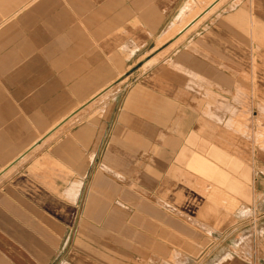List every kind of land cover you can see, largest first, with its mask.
<instances>
[{"label":"crops","instance_id":"1","mask_svg":"<svg viewBox=\"0 0 264 264\" xmlns=\"http://www.w3.org/2000/svg\"><path fill=\"white\" fill-rule=\"evenodd\" d=\"M186 2L0 0V264L49 259L55 239L43 232L42 242L40 230L56 228V213L71 214L100 149L98 138L89 157L84 149H93L91 137L103 134V126L84 114L58 139L55 134L129 79L139 83L122 106L118 92L108 93L107 118L116 111L117 121L100 154L101 169L91 173L87 212L99 218L111 207L102 219L107 227L159 254L183 240L184 214L197 235L201 213L215 223V210L201 208L199 193L177 183L218 179L215 167L199 159L215 148L214 121L200 130L199 119L228 117L254 76L263 78L264 0H229L170 57L132 77ZM213 103L227 108L217 112ZM41 145L43 158L35 153ZM156 149L164 153L153 154ZM131 184L150 201H138Z\"/></svg>","mask_w":264,"mask_h":264},{"label":"rangeland","instance_id":"2","mask_svg":"<svg viewBox=\"0 0 264 264\" xmlns=\"http://www.w3.org/2000/svg\"><path fill=\"white\" fill-rule=\"evenodd\" d=\"M190 1L187 0L161 39L157 41L153 52L144 55L143 62L137 63L135 68L130 71L132 77L138 79L148 68L154 67L160 61L170 57L177 47L186 43L194 31L208 18L213 14L222 13L221 10L229 0H221L217 7L206 16L207 18L201 20L192 29L193 31L191 30L185 35L182 41L169 47L170 41L164 42V39L176 28L177 25L174 26V21L179 18ZM208 1L197 0L196 10L203 7ZM144 60H148L149 63L144 64ZM251 72L254 75L255 71ZM257 72L260 74L259 71ZM254 78L253 85L249 84L245 100L231 103L232 111L228 117L199 119L201 127L214 121L215 148L205 150V152L201 151L199 159L201 163L211 166L215 164V173L218 179L211 181L208 180V176H200L199 182L177 183L185 192L199 193L201 208L209 206L215 210L212 216L215 223H212V220L209 222L201 213L199 234L197 235L189 229L192 224L187 218L188 214H184L183 240H180L179 245L169 246L165 254L156 253L150 247L137 243L136 239L123 236L119 231L107 227L102 219L106 215L105 211L111 207L105 208L103 215L101 214L99 218H96L95 214L87 212V207H85L87 195L95 187L91 173L96 167L101 169L102 156L100 154L106 150L110 132L117 121L116 111L113 116L107 118V114L112 109L111 97L108 93L118 92L117 98L121 105L126 102L128 93L137 85L136 83H139V79L135 82L134 79L121 81L112 92L106 93L100 101L91 103L87 110L77 114L70 122L57 130L56 139L64 134L70 125H75L82 120L84 114L87 115L84 118L87 121L97 120L98 123L100 122L99 125L103 126V134L99 137L95 135L91 137V140L94 141L92 148L95 147L98 138L100 149L96 152L95 161L84 180L81 195L76 201L73 196L71 214L56 213V228L49 229V231L40 230L42 242L47 243L42 236L43 232L49 233L55 239L54 244H50V247L54 249L53 253L45 263L40 264H264V75L261 80L255 76ZM255 80L258 81V85L254 84ZM211 105H214L215 110L220 113H223L227 108L223 103ZM202 136L206 138L208 134H201ZM43 147L44 145H41L35 152L40 158L44 157L45 149ZM94 152V148L84 149L86 157ZM162 152L157 149L153 150V154ZM34 155L32 154V157ZM91 159H88V162ZM72 172L75 173L73 168ZM222 177L225 178V182ZM134 186L132 185V188L137 193L133 192V195L137 194L136 199L149 202L150 194L143 191L139 185ZM238 188H241L242 191H238ZM72 191L73 194L78 191L76 186L72 187ZM104 198L101 199L104 201ZM189 216L191 218L190 214ZM64 221L69 222L70 225L65 227L64 224L68 223ZM129 224L130 222L127 220L126 226ZM49 227H51V223ZM43 238L45 241L42 240ZM25 264L32 263L25 262Z\"/></svg>","mask_w":264,"mask_h":264},{"label":"bare ground","instance_id":"3","mask_svg":"<svg viewBox=\"0 0 264 264\" xmlns=\"http://www.w3.org/2000/svg\"><path fill=\"white\" fill-rule=\"evenodd\" d=\"M197 0H191L188 5L186 6V8L183 10V12L181 13V15H179V18H177L174 21V26H176V28L168 33L166 35V38L164 39V42H168L170 41L169 47H173L175 45H177L180 41H182V39L185 37V35L187 33H189L194 27H196V25H198L200 23L201 20H203L207 15H209L213 9H215V7H217V5L221 2V0H209L203 7H201L200 9L196 10V4ZM195 8V10H194ZM190 13V14H189ZM189 14V15H188ZM207 18V17H206ZM196 29V28H195ZM194 29V30H195ZM193 31V30H192ZM197 34V33H195ZM168 47V49H169ZM208 83V82H207ZM209 84V83H208ZM212 85V84H211ZM210 85V86H211ZM214 86V85H213ZM212 86V87H213ZM112 87V85H107L105 87H103L99 92H97V94H95L89 101H87L86 103H84V105L86 104H90L94 99H96L97 96H100L101 94H105L110 88ZM217 87V86H216ZM97 95V96H96ZM209 101V100H208ZM229 101V100H228ZM80 107V106H79ZM83 107V106H82ZM219 107V106H218ZM220 108V107H219ZM261 109V108H260ZM76 111L73 112V114ZM263 114V113H262ZM217 119V118H215ZM202 128V127H200ZM198 130V129H197ZM201 130V129H200ZM210 130V129H209ZM204 131V130H203ZM205 133V132H204ZM203 134V133H202ZM44 136V135H43ZM42 136V137H43ZM201 136V135H200ZM41 137V138H42ZM214 137V135H213ZM40 138V139H41ZM220 140V138H219ZM222 140V139H221ZM240 141V140H239ZM239 143V142H238ZM220 144V143H219ZM209 145V144H208ZM223 145V144H222ZM225 146V145H224ZM238 147V146H237ZM239 148V147H238ZM191 150V149H190ZM214 151V150H213ZM215 152V151H214ZM224 152V151H223ZM199 154V153H198ZM210 154V153H209ZM236 154V153H235ZM188 155V154H187ZM207 155V154H206ZM216 155V154H215ZM235 156V155H234ZM201 157V156H200ZM211 159V158H210ZM220 159V158H219ZM237 159V158H236ZM196 161V160H195ZM205 161V160H204ZM210 161V160H209ZM213 163V162H212ZM234 163V162H233ZM204 164V163H203ZM207 165V163H206ZM237 165V164H236ZM199 166V165H198ZM215 166V165H214ZM195 167V166H194ZM204 167V166H203ZM217 168V167H216ZM239 169V168H238ZM213 171V170H212ZM220 172V171H219ZM138 184V183H137Z\"/></svg>","mask_w":264,"mask_h":264}]
</instances>
